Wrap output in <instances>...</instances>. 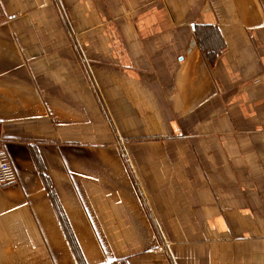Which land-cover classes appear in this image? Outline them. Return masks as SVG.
I'll use <instances>...</instances> for the list:
<instances>
[{
	"label": "crops",
	"instance_id": "obj_1",
	"mask_svg": "<svg viewBox=\"0 0 264 264\" xmlns=\"http://www.w3.org/2000/svg\"><path fill=\"white\" fill-rule=\"evenodd\" d=\"M0 264H264V0H0Z\"/></svg>",
	"mask_w": 264,
	"mask_h": 264
},
{
	"label": "built area",
	"instance_id": "obj_2",
	"mask_svg": "<svg viewBox=\"0 0 264 264\" xmlns=\"http://www.w3.org/2000/svg\"><path fill=\"white\" fill-rule=\"evenodd\" d=\"M16 180L15 170L5 150L0 148V185H8Z\"/></svg>",
	"mask_w": 264,
	"mask_h": 264
},
{
	"label": "trees",
	"instance_id": "obj_3",
	"mask_svg": "<svg viewBox=\"0 0 264 264\" xmlns=\"http://www.w3.org/2000/svg\"><path fill=\"white\" fill-rule=\"evenodd\" d=\"M57 214L59 216V219H60L64 229L66 230V232L68 234V238H69L70 243H71L70 245H71L72 250H73V252L75 254V257L77 259L78 264H84L83 261H82V255H81L77 245L74 243V241L72 239L70 230L66 227V219H65V217H64V215H63V213H62V211L60 210L59 207L57 208Z\"/></svg>",
	"mask_w": 264,
	"mask_h": 264
}]
</instances>
